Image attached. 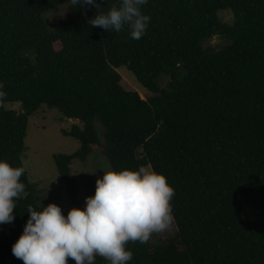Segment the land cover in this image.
I'll return each instance as SVG.
<instances>
[{
	"label": "trees",
	"instance_id": "1",
	"mask_svg": "<svg viewBox=\"0 0 264 264\" xmlns=\"http://www.w3.org/2000/svg\"><path fill=\"white\" fill-rule=\"evenodd\" d=\"M97 3L106 13L118 0ZM67 4L69 17L51 31L47 14ZM221 10L233 12L234 25ZM142 11L151 20L134 40L127 28L92 27L98 11L88 5L0 0V160L25 169L30 118L42 106L58 109L81 125L66 133L81 149L55 158L75 205L73 162L94 154L115 171L148 167L174 188L177 236L129 242V264H264V0H149ZM214 38L232 44L207 46ZM122 67L153 98L125 88ZM21 182L28 195L16 201L15 220L0 224V264H23L12 246L28 208L42 205L26 169ZM96 264L107 263L97 256Z\"/></svg>",
	"mask_w": 264,
	"mask_h": 264
},
{
	"label": "clouds",
	"instance_id": "2",
	"mask_svg": "<svg viewBox=\"0 0 264 264\" xmlns=\"http://www.w3.org/2000/svg\"><path fill=\"white\" fill-rule=\"evenodd\" d=\"M149 0H118L104 13L97 0H70L72 6H91L98 11L89 20L92 27L121 32L140 40L146 35L151 17L142 11ZM3 85L0 84V89ZM4 93L0 91V97ZM96 181L94 196L85 207L72 208L67 216L55 203L28 208L22 235L12 246L13 255L23 264H96L100 256L109 264H129L133 252L129 242L145 244L152 236L169 230L174 222V188L164 174L148 167L137 170H105ZM25 169L0 160V224L12 223L16 201L26 198L21 182Z\"/></svg>",
	"mask_w": 264,
	"mask_h": 264
},
{
	"label": "rangeland",
	"instance_id": "3",
	"mask_svg": "<svg viewBox=\"0 0 264 264\" xmlns=\"http://www.w3.org/2000/svg\"><path fill=\"white\" fill-rule=\"evenodd\" d=\"M69 15V4L47 14L46 19L50 30L55 31ZM218 17L225 24H235V16L230 10L219 11ZM231 44L230 40L225 41L220 38L207 42V46H215L220 50ZM118 72L123 78L125 88L138 92L143 99L153 98V94L145 89L126 67L118 69ZM169 80L170 77L165 75L161 79L160 85L166 88ZM5 107L8 110H21L20 104L9 103ZM74 124L80 125L78 121L65 119L58 109L42 106L29 120L25 151L22 155L23 165L28 172L31 183L35 185V190L41 198L43 207L55 203L62 208L65 216L72 208L83 209L86 198L94 196L95 190L91 188L89 183L102 178L104 173L101 168L112 170L107 159L99 154L91 156L86 163L74 160L72 169L80 187V193L78 196L79 205L73 203L59 175L55 158L61 155H74L81 149L78 140L66 135L67 132L71 131ZM96 125L101 141H104L105 129L101 123ZM177 234L178 228L174 221L169 230L154 234L151 240L155 245H163L169 239L176 237ZM106 263L109 264V261Z\"/></svg>",
	"mask_w": 264,
	"mask_h": 264
},
{
	"label": "built area",
	"instance_id": "4",
	"mask_svg": "<svg viewBox=\"0 0 264 264\" xmlns=\"http://www.w3.org/2000/svg\"><path fill=\"white\" fill-rule=\"evenodd\" d=\"M214 39H217V38H214Z\"/></svg>",
	"mask_w": 264,
	"mask_h": 264
}]
</instances>
